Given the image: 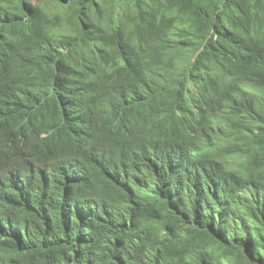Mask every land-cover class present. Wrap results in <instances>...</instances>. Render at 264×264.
<instances>
[{"label": "trees", "instance_id": "obj_1", "mask_svg": "<svg viewBox=\"0 0 264 264\" xmlns=\"http://www.w3.org/2000/svg\"><path fill=\"white\" fill-rule=\"evenodd\" d=\"M35 1L0 0V264H264V0Z\"/></svg>", "mask_w": 264, "mask_h": 264}, {"label": "bare ground", "instance_id": "obj_2", "mask_svg": "<svg viewBox=\"0 0 264 264\" xmlns=\"http://www.w3.org/2000/svg\"><path fill=\"white\" fill-rule=\"evenodd\" d=\"M86 94L89 95H96L102 92H93V91H88L85 92ZM96 93V94H95ZM84 94V93H83ZM83 94H81L80 96H78V102H80L77 106H75L72 111L70 112L69 109L67 111V107H69V103L65 104V114L67 116H70L71 114L74 115L78 120L77 121V128L74 130V136L76 139V143H79V146L81 145V138L85 137L88 140H96V139H91L92 137V131H85L84 129H82V122H85L88 127H92L93 124L97 123V119L88 115V113L90 112L89 106H91V103L88 102H83L82 98L84 97ZM88 99V98H87ZM1 100V98H0ZM68 100L70 101L71 98H68ZM104 101V99H103ZM139 103L141 102V99L139 100ZM75 110H78V113H75ZM109 109H107L108 111ZM72 120V118H70ZM106 124H108L109 126V131L115 129V126L118 124H121L122 121H112L110 123L105 122ZM55 125H53L52 127H50L49 129L51 130H55ZM109 131L107 132V136H110ZM46 134V132H41L40 133V137H43ZM112 138V137H111ZM83 140V139H82ZM84 141V140H83ZM185 152V151H184ZM184 157H183V161H184ZM130 167H125L123 165L122 160L120 159V152L117 149H111L110 147L108 148V151H99L98 153H96L94 156H92L89 160V164L88 165H84L82 163H80L79 161H73L72 159H70L69 161L66 162L62 173L64 175V177L67 180H81L83 177V174L85 172H88L90 174H97L98 172L102 171V170H107V169H114V170H123V172H125L127 169H129ZM143 171H145L147 173V171L144 168H140ZM143 182L146 183V185L149 184V179L148 177L143 179ZM108 192L110 194L112 187L105 184ZM152 195H146L144 198H149ZM85 206V205H83ZM87 207H89V205H86ZM96 210L98 209H93L91 208L90 211L93 214ZM99 213V212H98ZM101 213V211H100Z\"/></svg>", "mask_w": 264, "mask_h": 264}, {"label": "clouds", "instance_id": "obj_3", "mask_svg": "<svg viewBox=\"0 0 264 264\" xmlns=\"http://www.w3.org/2000/svg\"><path fill=\"white\" fill-rule=\"evenodd\" d=\"M213 133V131H211V134ZM99 151H108V149H100Z\"/></svg>", "mask_w": 264, "mask_h": 264}, {"label": "rangeland", "instance_id": "obj_4", "mask_svg": "<svg viewBox=\"0 0 264 264\" xmlns=\"http://www.w3.org/2000/svg\"><path fill=\"white\" fill-rule=\"evenodd\" d=\"M31 1L36 2L35 0H31Z\"/></svg>", "mask_w": 264, "mask_h": 264}]
</instances>
